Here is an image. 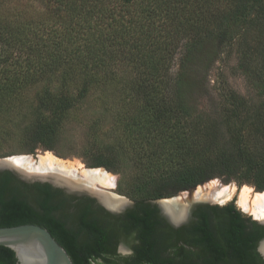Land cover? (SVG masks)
Masks as SVG:
<instances>
[{"label":"trees","instance_id":"trees-1","mask_svg":"<svg viewBox=\"0 0 264 264\" xmlns=\"http://www.w3.org/2000/svg\"><path fill=\"white\" fill-rule=\"evenodd\" d=\"M262 14L264 0H0V114L48 113V120L29 129L27 152L53 151L65 123L82 110L79 105L93 88L128 82L129 91L145 102L129 124L124 96L118 108L126 120L119 128L133 139L120 146L139 150L148 171L142 188L152 187L136 201L172 197L218 177L247 173L263 183L257 190L264 192V102L248 101L251 110L246 116L233 113L235 122L203 120L188 104L205 91L214 63L236 34L254 28L260 34L244 59L249 65L259 60L252 75L264 96ZM43 82L45 88L30 100L28 91ZM103 110L111 112V105ZM112 131H96L102 139L92 168L120 170L116 145L109 141ZM92 202L0 172V227L41 226L74 264H92L103 250L106 233L94 220ZM123 218L113 224L117 233L152 232L147 211ZM195 218L187 244L196 251L182 246L179 264H264L257 251L264 226L235 206L200 208ZM83 233L85 241L79 240ZM0 264H17L15 253L0 247Z\"/></svg>","mask_w":264,"mask_h":264},{"label":"rangeland","instance_id":"rangeland-1","mask_svg":"<svg viewBox=\"0 0 264 264\" xmlns=\"http://www.w3.org/2000/svg\"><path fill=\"white\" fill-rule=\"evenodd\" d=\"M224 2H231L236 0H220ZM16 2V1H15ZM261 18L264 17L262 14ZM255 31V32H253ZM253 31L240 32L236 34L237 37L230 42L217 61L214 63L208 77L207 87L203 93L192 95L188 99V104L191 110H196L203 120L219 119V121L235 122L236 120L231 116L233 113H241L246 116L249 108L248 101L253 105H261L264 102V96L259 93V90L254 88L256 83L252 74H254L255 67L259 64V60L254 58V64L249 65V62H245L244 51L246 47H250L255 44V40L259 37L260 29L254 28ZM177 69V68H175ZM128 82L121 81L115 83L114 86L106 89L93 88L79 105L82 110L76 111L71 119H68L60 132L58 141H56L53 151L37 150L35 153H28L27 137L29 135V129L37 121L42 119H49L50 115L41 111H32L27 109H16V111L6 112L0 114V159L9 158L13 156H29L23 158H29L35 162L36 166L40 165L42 158L52 155L55 158L73 163L75 170L78 165H82L84 169H94L90 166L92 159L99 148L102 136L97 134L96 131L104 132L108 127H112L113 131L109 137V141L116 145L118 155L122 161L120 170L113 172L107 169L105 172L113 175L116 179V187H101L108 192H112L122 198L129 201H136L144 199L149 196L148 192L152 187L142 188L143 176L148 172L143 165H141V156L139 150L123 149L122 141H128L133 138H127L123 136L121 132L122 121L126 120L120 113V104L123 101L125 95H127L126 101V117L129 124L136 118L137 111L140 106L145 102L142 96H137L132 91H129L128 87H131ZM124 86L126 87V94L124 93ZM55 87H59L56 84ZM45 88V83H40L33 86L29 91V97L34 95ZM111 89V90H110ZM113 89V90H112ZM72 95L77 96V92L72 91ZM147 96V95H146ZM146 98V97H145ZM168 99L173 102L174 98L168 96ZM244 100L247 101L246 106H237L235 103ZM156 101V100H154ZM29 102V101H28ZM156 103V102H155ZM244 103V104H246ZM112 111L103 110L105 107ZM237 106V107H236ZM104 107V108H103ZM122 118V119H121ZM238 121V120H237ZM121 122V124H120ZM191 122H187L189 126ZM225 127V124H223ZM129 126L128 124L126 127ZM190 131L193 125H190ZM106 139L104 138L103 141ZM143 153V152H142ZM102 169V170H103ZM77 172H79L77 170ZM159 172L152 176H158ZM145 179V178H144ZM215 182L222 186H233L237 189L236 196L225 202V204L234 203L236 207L243 212L247 217L255 219V216L246 212L240 205V193L248 188L252 192H258L257 187H263L255 176L251 173L245 175H237L236 177H218L212 179L197 188H193L189 193H178L174 197H180L181 199L185 194H194L199 187H206L209 183ZM256 194V193H255ZM183 196V197H182ZM173 197V196H172ZM163 198V199H168ZM223 204V203H221ZM92 264H102L100 261H94Z\"/></svg>","mask_w":264,"mask_h":264},{"label":"flooded vegetation","instance_id":"flooded-vegetation-1","mask_svg":"<svg viewBox=\"0 0 264 264\" xmlns=\"http://www.w3.org/2000/svg\"><path fill=\"white\" fill-rule=\"evenodd\" d=\"M68 196L93 201L92 209L93 216L95 217L94 220L100 230L106 233L101 256L95 258L93 262L100 261L102 264H179L181 262L179 250L182 246H185L188 251H196L195 247L187 244L189 239L187 231L197 221V218H195L196 211L200 208H222L228 205L236 207L233 202L229 204H198L193 208L189 220L176 227L165 216L162 208L158 204L153 203L156 200H148L143 203L130 201L131 204L123 212L115 214L106 210L96 199L90 196ZM145 211L151 214L152 232L149 234L141 236L135 229H129L121 233H117L120 230L115 229L116 231H114L113 224L121 222L126 214L135 213L140 215L145 213ZM238 211L240 210L238 209ZM241 213L246 216L243 212ZM80 239L85 241L87 239L86 233H83ZM257 251L263 257L259 251V245Z\"/></svg>","mask_w":264,"mask_h":264},{"label":"bare ground","instance_id":"bare-ground-1","mask_svg":"<svg viewBox=\"0 0 264 264\" xmlns=\"http://www.w3.org/2000/svg\"><path fill=\"white\" fill-rule=\"evenodd\" d=\"M39 166L33 164L29 158L9 159L6 160L5 166L13 167L27 175H37L43 178L53 177L55 181L67 184L73 188H85L92 192L98 193V196L112 209L122 208L125 203L120 199L113 198L109 193L101 192L103 187L115 188L116 179L113 175L106 173L102 169H84L78 165L77 170L73 169L74 165L48 155L42 158ZM81 177L75 178V175ZM73 175V177H71ZM102 187V188H101ZM237 194V189L233 186H222L215 182L209 183L206 187H199L192 194H185L181 202L164 201L163 207L175 220L184 219L186 216L187 206L193 200H209L217 203H225L233 199ZM240 205L246 212L251 213L255 218L264 217V193L252 192L251 189H244L240 193ZM264 250V243L261 246Z\"/></svg>","mask_w":264,"mask_h":264},{"label":"water","instance_id":"water-1","mask_svg":"<svg viewBox=\"0 0 264 264\" xmlns=\"http://www.w3.org/2000/svg\"><path fill=\"white\" fill-rule=\"evenodd\" d=\"M23 157L29 156H13L9 158L0 159V172L10 171L18 179L26 183L39 182L50 184L54 188L63 190L67 195L90 196L96 199L98 203L102 205L106 210L115 214L123 212V210L131 204V202L125 198H122L112 192H108L105 189H100L101 192L109 193L113 198L124 201L125 205L122 208L112 209L104 204V202L98 196V193L92 192L85 188H73L67 184L55 181L53 177L43 178L37 175H27L20 172L16 168L5 166L6 164H4L6 160L20 159ZM29 158L31 159V157ZM33 164H35V162H33ZM71 177H73V175ZM75 178L80 179L81 177L76 174ZM186 192L189 193L190 191ZM181 200L182 199L180 197H173L169 199H159L154 201L153 203L158 204L162 208V211L164 212L165 216L176 227L189 220V218L191 217L192 210L196 205L218 204L217 202L209 200L190 201L187 206L185 218L182 220H175L172 215L166 212L163 207V203L164 201L181 202ZM253 220H255L258 224L264 226V217L260 219L255 218ZM263 243L264 239L259 244V251L264 257V250L261 249ZM0 247H6L11 249L16 255L17 264H74L66 249L58 243V241L52 236V234L47 229L38 225L27 224L14 227H0Z\"/></svg>","mask_w":264,"mask_h":264}]
</instances>
